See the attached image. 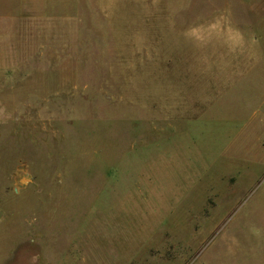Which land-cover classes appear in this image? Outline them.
<instances>
[{
  "label": "rangeland",
  "instance_id": "rangeland-1",
  "mask_svg": "<svg viewBox=\"0 0 264 264\" xmlns=\"http://www.w3.org/2000/svg\"><path fill=\"white\" fill-rule=\"evenodd\" d=\"M0 264H264V0H0Z\"/></svg>",
  "mask_w": 264,
  "mask_h": 264
}]
</instances>
